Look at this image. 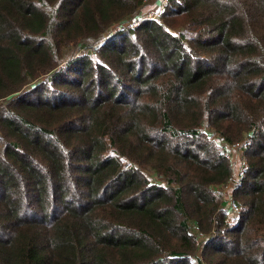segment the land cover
<instances>
[{"label":"trees","instance_id":"obj_1","mask_svg":"<svg viewBox=\"0 0 264 264\" xmlns=\"http://www.w3.org/2000/svg\"><path fill=\"white\" fill-rule=\"evenodd\" d=\"M149 1L0 0V264H264V0Z\"/></svg>","mask_w":264,"mask_h":264},{"label":"built area","instance_id":"obj_2","mask_svg":"<svg viewBox=\"0 0 264 264\" xmlns=\"http://www.w3.org/2000/svg\"><path fill=\"white\" fill-rule=\"evenodd\" d=\"M161 2H162L161 5L156 4L157 5L156 10L157 11H155V12L154 11L144 12L143 11L141 18H140V21H142V20L152 21V20L156 19L157 17L161 16L163 14V12L165 11V8L168 5V3L170 2V0H161ZM138 23H139V21L135 20L128 25H122L121 27L120 26L116 27V30H123V29H126L128 27L133 28V27H136L138 25ZM218 143H219L220 149L224 153V155H226L231 160V162H233V171L234 172H233V175L230 179V182H229L226 190L231 188L232 191H234V189L239 185L240 179L247 169V164L242 158L241 148L239 146L230 145L224 140H218ZM233 149H239V151H240L239 157L241 158V160L239 162H237V164H235V165H234L235 161H232V155H231ZM225 198H226V196H225ZM227 204L228 205H227L226 209H228L229 212H237L236 214L239 213V207L233 200H229V201L227 200Z\"/></svg>","mask_w":264,"mask_h":264},{"label":"rangeland","instance_id":"obj_3","mask_svg":"<svg viewBox=\"0 0 264 264\" xmlns=\"http://www.w3.org/2000/svg\"><path fill=\"white\" fill-rule=\"evenodd\" d=\"M156 8H157L156 0H151L148 7L144 8L145 9L144 12H147V11H154L155 12V11H157ZM231 155H232V161H235L234 165L237 164V162H239L241 160V158L239 157V155H240L239 149H233ZM224 195L226 196V199H225L226 201L232 200V195H233L232 189L230 188V189L226 190ZM236 213L237 212H230V215L232 217H238L239 215Z\"/></svg>","mask_w":264,"mask_h":264},{"label":"crops","instance_id":"obj_4","mask_svg":"<svg viewBox=\"0 0 264 264\" xmlns=\"http://www.w3.org/2000/svg\"><path fill=\"white\" fill-rule=\"evenodd\" d=\"M151 1V0H150ZM150 1H149V3H150Z\"/></svg>","mask_w":264,"mask_h":264}]
</instances>
